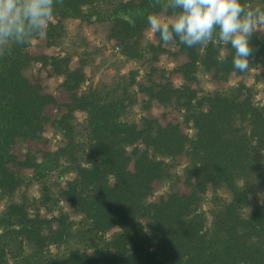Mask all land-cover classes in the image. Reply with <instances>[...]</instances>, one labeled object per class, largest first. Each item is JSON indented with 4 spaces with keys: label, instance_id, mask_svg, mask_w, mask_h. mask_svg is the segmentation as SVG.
<instances>
[{
    "label": "trees",
    "instance_id": "obj_1",
    "mask_svg": "<svg viewBox=\"0 0 264 264\" xmlns=\"http://www.w3.org/2000/svg\"><path fill=\"white\" fill-rule=\"evenodd\" d=\"M256 1L245 0L264 6ZM172 11L169 0H54L46 29L54 31L56 22L69 17L95 16L109 23V36L125 56L138 58L150 28L147 15L169 18ZM155 36L147 44L152 60L165 50L160 34ZM31 39L0 51V198L20 188L21 167H32L31 181L42 185L57 171L65 184L52 193L45 184L41 198L57 204L66 198L82 218L60 208L47 216L37 207L31 216L26 201L9 203L0 214V264H264V104H256L242 82L228 92L203 93L189 83L199 68L221 81L240 74L230 45L217 40L189 47L174 36L169 42L188 61L167 76L164 66L153 65L164 80L135 78L149 100L184 110L194 129L189 136L179 122L122 120L126 84L85 85L84 62L36 55ZM252 46L249 65L260 67L264 78V26L253 34ZM36 60L62 77L68 102L30 78L27 70ZM174 71L184 72L181 85L171 79ZM131 74L134 79L136 72ZM76 110L85 111L83 121L75 120ZM47 124L63 136L55 150L43 147ZM183 158L181 172L172 173ZM168 176L173 182L153 198L157 181ZM209 193L213 219L207 225L189 216ZM251 195H260L259 202L252 205Z\"/></svg>",
    "mask_w": 264,
    "mask_h": 264
},
{
    "label": "rangeland",
    "instance_id": "obj_2",
    "mask_svg": "<svg viewBox=\"0 0 264 264\" xmlns=\"http://www.w3.org/2000/svg\"><path fill=\"white\" fill-rule=\"evenodd\" d=\"M258 2L259 0L256 1V4ZM160 16L164 20L168 19V16L165 14H160ZM92 19L93 21H88L79 17H69L62 22H56L54 31H49L48 29L49 32L47 33V29L45 28L44 31L31 39L30 51L36 55H69L72 58L71 63L76 65L80 61L84 62L88 79L85 85L90 83L93 85H101L102 82L110 86L117 83L126 84L125 86L128 87H125L123 90L121 89L127 106L125 114L122 115V120L141 122L142 117L147 116L156 118L162 124H166L169 121L179 122L183 125L185 132L189 136H193L194 129L192 127V122L185 121L186 115L184 110H181L178 106L173 104L166 106L155 99L149 100L148 93L141 91L135 81V78L142 81L145 74H148V76L146 78L144 77V81L148 83L150 79L159 80L162 78L164 80L165 77H162L152 66L155 64L162 65V67L164 66V68L167 69V76L169 70H173L188 61L187 55L183 52H179V47L169 42L164 44L165 50L159 51L157 60H152L150 58L152 53L147 50V44L154 40L156 36L155 31L149 28L145 36L141 38L143 42L142 55L138 58H128L123 54L121 46L116 43L115 39L109 36V28L107 27L109 23L104 20L96 19L95 16H93ZM50 20H52V18H50ZM262 28L263 26H261L260 29ZM117 46L119 50H117ZM131 71L136 72L134 79ZM50 72V66L44 67L42 62L38 60L27 70L31 79L39 80L43 84L45 91L56 94L60 101L68 102L70 100L68 96L69 93L62 85V77L54 73L50 75ZM183 73L184 72L180 71L173 72L171 79L176 85H181L185 81ZM261 74L262 69L260 67L250 64L248 68L243 70L240 74L232 73L227 81H221L215 79L210 72L199 68L197 72L192 75V79L189 80V83L193 88L198 90L199 93H203L215 90L228 92L231 87L242 82L250 90L249 92H251L254 102L256 104H264V78ZM189 77L191 78V76ZM85 85H83V88ZM50 110L52 113L56 112L55 107H51ZM74 113L76 116L75 120L79 122L83 121L86 117L85 111L76 110ZM78 129L84 130L81 125L78 126ZM44 134L47 136L43 145L45 149L55 150L61 144L63 136L57 127L47 124ZM81 136L83 137V134H81L80 137ZM129 148L132 147L129 146ZM37 156L40 157V153H38ZM185 164L186 159L183 158L179 164L171 169V172L174 174L181 172ZM32 171L33 168L30 166L21 167L24 181L13 195L7 194L0 198V214L9 203L13 201H26L28 212L31 216L35 214V207H37L42 214L47 216L56 214L60 208L69 212L75 220H80L82 218V214L76 212L70 206V201L66 198L60 201L59 204L48 201L44 199L45 197L41 198L43 196L41 191L43 192V187L46 186L45 184H48L49 193L57 192L59 190L58 185L65 184V179L60 178L57 171L45 177L43 185L38 181H31ZM169 177L170 176L164 180L157 181L153 198L161 195L169 184L173 182L172 178ZM218 192L222 196L230 198L228 191L220 188ZM258 196L260 195H251L252 205L259 202ZM211 197V193L205 195L198 204V210L191 213L189 217H199L201 222L210 225L213 219L212 213L208 210L212 204ZM252 205L244 207V215L250 211ZM49 207L50 209L48 210ZM204 210L206 211L205 214L202 213ZM198 214H200V216ZM117 229L118 228H115L114 231ZM111 234L112 232H108L104 237L109 239ZM50 248L53 252L57 250L54 246H50ZM92 250L93 249H91V251Z\"/></svg>",
    "mask_w": 264,
    "mask_h": 264
},
{
    "label": "clouds",
    "instance_id": "obj_3",
    "mask_svg": "<svg viewBox=\"0 0 264 264\" xmlns=\"http://www.w3.org/2000/svg\"><path fill=\"white\" fill-rule=\"evenodd\" d=\"M169 7L173 11L167 20L147 15L150 29L163 42L175 36L191 47L218 40L234 49L235 69L248 68L253 34L264 26V6H249L245 0H169ZM53 10L54 0H0V51L29 43L45 30Z\"/></svg>",
    "mask_w": 264,
    "mask_h": 264
},
{
    "label": "built area",
    "instance_id": "obj_4",
    "mask_svg": "<svg viewBox=\"0 0 264 264\" xmlns=\"http://www.w3.org/2000/svg\"><path fill=\"white\" fill-rule=\"evenodd\" d=\"M116 48H117V50H119V47L118 46Z\"/></svg>",
    "mask_w": 264,
    "mask_h": 264
}]
</instances>
